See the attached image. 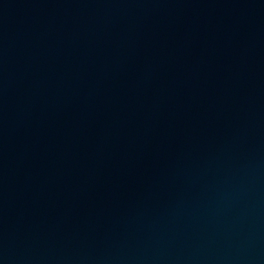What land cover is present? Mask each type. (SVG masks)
Segmentation results:
<instances>
[{"label": "water", "instance_id": "95a60500", "mask_svg": "<svg viewBox=\"0 0 264 264\" xmlns=\"http://www.w3.org/2000/svg\"><path fill=\"white\" fill-rule=\"evenodd\" d=\"M0 264H264V0H0Z\"/></svg>", "mask_w": 264, "mask_h": 264}]
</instances>
